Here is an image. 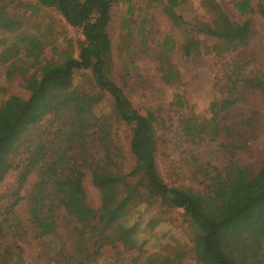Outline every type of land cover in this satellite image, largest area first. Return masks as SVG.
Returning a JSON list of instances; mask_svg holds the SVG:
<instances>
[{
    "label": "rangeland",
    "instance_id": "rangeland-1",
    "mask_svg": "<svg viewBox=\"0 0 264 264\" xmlns=\"http://www.w3.org/2000/svg\"><path fill=\"white\" fill-rule=\"evenodd\" d=\"M235 1L185 0L174 9L182 16L180 23L168 15L165 2L127 0L111 7L109 73L135 109L142 114L156 113L157 169L168 185L179 189L207 192L209 175L223 172L229 163L245 167L252 177L264 161V16L259 12L261 0H251L254 10L249 15L241 14ZM214 2L222 10L219 18ZM0 9L18 21L16 29L0 26V113L11 118V107L18 104L11 103V98L26 102L31 95L28 81L39 78L45 65L62 61L66 54L77 57L85 37L82 28L69 25L56 7L40 6L37 0H0ZM248 17L254 31L250 54L244 47L223 46V40L203 29L214 26L234 30ZM190 36L199 39L202 54L183 53L181 45ZM166 40L169 42L165 47ZM164 50L170 52L176 66L173 78L166 77L161 69ZM226 70L255 76L256 86L241 89L242 99L223 111L222 107L229 103L221 92ZM178 95L186 99V108H179ZM112 108L111 97L95 85L92 71L77 69L69 83L51 86L34 103L18 133L0 146L1 264H46L60 244L68 252H76L77 221L66 208L60 211L55 237L40 238L32 229L28 195L37 182V173H31L18 188L26 157L24 144L31 135L47 128L50 132L58 129L61 135L73 129L83 130L88 116L111 115ZM187 113L210 122L225 113L228 121L252 114L257 124L256 137L245 141L254 134L233 130L228 136L221 133L212 139L189 140L181 129ZM111 126L122 147L123 170L129 172L136 164L130 148L134 126L114 119ZM130 180L136 182L139 178ZM140 190L146 192L142 185ZM17 195L22 199L14 210L21 226L11 230L12 217L7 212ZM71 206L82 215L100 208L101 193L92 182L90 170L86 169L76 185ZM263 215L264 196L222 232L219 247L233 264H264ZM127 221L139 224V244L131 249L120 244L108 246L97 264H143L148 256L157 260L168 256L174 264H197L194 234L184 208H166L158 198L141 200L131 207Z\"/></svg>",
    "mask_w": 264,
    "mask_h": 264
},
{
    "label": "trees",
    "instance_id": "trees-1",
    "mask_svg": "<svg viewBox=\"0 0 264 264\" xmlns=\"http://www.w3.org/2000/svg\"><path fill=\"white\" fill-rule=\"evenodd\" d=\"M120 1L127 0H37L40 6L56 7L69 25L81 27L85 39L77 57L66 54L62 61L45 65L39 78L33 77L28 81L31 95L26 102L11 98V103L18 102L16 107H11V118L0 113L1 146L18 133L34 103L51 86L69 83L77 69H90L95 85L112 99V114L88 116L83 130L73 129L69 134L61 135L60 130L50 132L47 128L37 135H31L24 144L26 157L21 165L18 188L31 173H37V182L28 195L29 221L36 235L40 238L55 237L60 211L65 208L77 221L76 252H68L60 244V247H55L53 256L49 257L46 264H97L103 249L108 246L120 244L129 249L134 248L139 244V224L128 223L127 216L134 203L152 198H158L166 208L185 209L194 234L197 264H233L220 249V238L228 226L264 196V161L258 173L252 177L245 167L229 163L223 172L209 175L211 183L207 192L179 189L163 180L157 169L156 113L149 111L142 114L135 109L123 88L109 73L112 53L108 33L111 7ZM150 1L165 2L171 19L176 23L182 22V16L175 13L174 9L185 0ZM235 6L243 15H249L254 10L251 0H237ZM213 9L219 18L222 10L218 3H213ZM259 12L264 16V0L260 1ZM17 23V20L4 15L0 9L1 27L12 30L17 28ZM203 29L210 36L223 40V46H231L232 49L244 47L248 54L251 53L249 46L254 31L250 17L240 22L234 30L214 26ZM168 42L165 41V47ZM181 49L186 55H200L204 52L199 39L192 36L182 43ZM217 52L222 54V51ZM161 57L164 75L175 77L177 70L171 61L170 52L164 50ZM223 78H226V83L221 85V92L229 102L222 107L223 111L242 99L241 89L256 86V77L241 71L226 70ZM177 104L181 109L187 107L186 99L181 95L177 96ZM227 118L225 113L210 122L187 113L183 117L181 129L189 140L194 141L212 139L221 133L228 136L237 130L241 134H254L243 139L245 141L256 137L257 124L252 114L238 121H228ZM113 119L134 126L130 148L136 157V164L129 172L122 167V147L112 131ZM238 126L241 129H237ZM86 169L90 170L92 182L100 190L101 206L94 212L82 215L71 205L76 185ZM131 177H138L139 180L133 182ZM141 185L146 190L144 194L140 190ZM21 199L17 195L7 212L12 217L11 230L21 226V220L14 210ZM143 264H174V260L168 256L161 260L148 256ZM177 264L184 263L180 261Z\"/></svg>",
    "mask_w": 264,
    "mask_h": 264
}]
</instances>
